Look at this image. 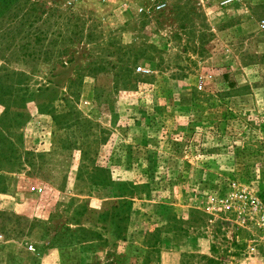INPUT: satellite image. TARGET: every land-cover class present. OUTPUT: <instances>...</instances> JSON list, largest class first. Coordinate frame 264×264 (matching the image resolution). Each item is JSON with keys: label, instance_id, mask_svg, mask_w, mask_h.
<instances>
[{"label": "rangeland", "instance_id": "rangeland-1", "mask_svg": "<svg viewBox=\"0 0 264 264\" xmlns=\"http://www.w3.org/2000/svg\"><path fill=\"white\" fill-rule=\"evenodd\" d=\"M221 1L0 0V264H256L264 0Z\"/></svg>", "mask_w": 264, "mask_h": 264}, {"label": "built area", "instance_id": "built-area-1", "mask_svg": "<svg viewBox=\"0 0 264 264\" xmlns=\"http://www.w3.org/2000/svg\"><path fill=\"white\" fill-rule=\"evenodd\" d=\"M234 1L236 0H223L221 5L234 3ZM230 189L229 198L219 203L229 205V208L234 211L232 224L235 226V234L247 235L248 258L256 264H264V191L256 186L241 187L236 183H232Z\"/></svg>", "mask_w": 264, "mask_h": 264}]
</instances>
